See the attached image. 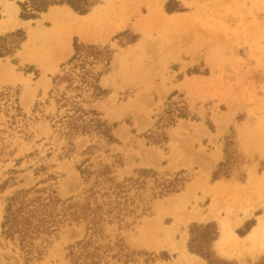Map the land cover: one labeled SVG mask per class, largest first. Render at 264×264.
<instances>
[{"label": "rangeland", "instance_id": "obj_1", "mask_svg": "<svg viewBox=\"0 0 264 264\" xmlns=\"http://www.w3.org/2000/svg\"><path fill=\"white\" fill-rule=\"evenodd\" d=\"M17 1L25 0H0V35L16 29L26 35L12 56L0 57V93L17 92L24 115L13 119L8 98L0 97V183L10 177L17 183L0 194V223L2 196L43 179L34 174L40 164L54 175L40 186L52 184L66 198L83 191L77 166L84 159L120 160V178L139 168L193 177L180 192L151 201L125 232L132 249L153 254V264H206L187 249L192 223H217L213 249L220 258L253 264L264 256V0H173L170 6L183 10L171 13L169 0H88L84 14L54 5L35 20L19 18ZM74 39L112 50L101 79L108 93L92 106L116 123V143L80 135L70 148L52 125V77L73 54ZM169 101H183L189 116L165 130L166 144H150L145 134ZM231 133L244 156L242 183L236 172L211 179ZM91 144L100 148L86 154ZM82 235L81 227L61 228L34 264H67L65 248ZM0 264H23L2 238Z\"/></svg>", "mask_w": 264, "mask_h": 264}, {"label": "trees", "instance_id": "obj_2", "mask_svg": "<svg viewBox=\"0 0 264 264\" xmlns=\"http://www.w3.org/2000/svg\"><path fill=\"white\" fill-rule=\"evenodd\" d=\"M172 1L166 4L167 12L183 10L180 6H170ZM17 5L22 20L38 19L54 5H66L80 14L92 7L88 0H25L17 1ZM25 39L22 29L0 35V57L12 56ZM111 60L112 50L108 46L74 39L73 54L61 64L60 72L52 77L53 88L49 93L56 105L52 125L67 140L70 148L74 138L80 135H96L105 145L117 142L113 133L116 123L103 119L92 106L94 101L108 93L101 85V79L109 72ZM0 97L8 98L9 107L15 112L13 119L24 117L20 115L17 92L12 93L7 88L0 93ZM167 103L154 128L145 134L150 144H166L168 135L165 130L178 119L189 116L183 101ZM98 148L91 144L85 153L92 154ZM223 153L224 157L212 171L211 179L229 178L236 172L238 181L244 182V156L236 145L233 133L225 136ZM121 165L120 160L109 164L102 161L91 163L89 159H84L77 166L84 183L83 191L77 196L61 198L54 185L40 186L54 177L46 172L45 165L40 164L34 174H45L43 179L31 186H17L2 196L0 238L17 249L23 264H34L41 260L61 228L78 226L82 228L83 235L65 248L67 264H153V254L132 249L125 232L149 211L151 201L180 192L193 177L186 170L170 174L153 168H139L132 175L120 178L115 174V168ZM14 179L10 177L0 183V194L17 185ZM237 233L240 236L245 234L239 230ZM219 236V227L215 222L192 223L187 249L206 264H237L216 255L213 244ZM159 257L169 259L166 252H161ZM253 264H264V256Z\"/></svg>", "mask_w": 264, "mask_h": 264}, {"label": "bare ground", "instance_id": "obj_3", "mask_svg": "<svg viewBox=\"0 0 264 264\" xmlns=\"http://www.w3.org/2000/svg\"><path fill=\"white\" fill-rule=\"evenodd\" d=\"M2 69H4V67H2L1 66V68H0V71H2ZM23 100L25 101L26 100V94L23 96ZM222 122V121H221ZM222 125V124H221ZM214 157H216V156H214ZM216 158H214L213 160H215ZM195 183V182H194ZM193 186H194V184L191 186V187H189L188 188V191H190L192 188H193ZM197 263V262H196ZM201 263V262H200ZM203 264H204V262H203Z\"/></svg>", "mask_w": 264, "mask_h": 264}]
</instances>
